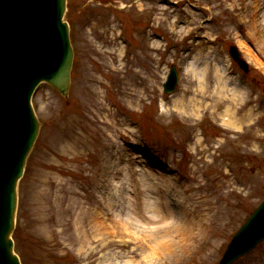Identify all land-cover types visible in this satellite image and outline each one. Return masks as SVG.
<instances>
[{"label":"rangeland","instance_id":"374dc122","mask_svg":"<svg viewBox=\"0 0 264 264\" xmlns=\"http://www.w3.org/2000/svg\"><path fill=\"white\" fill-rule=\"evenodd\" d=\"M66 21L70 102L33 98L22 264H219L264 200V0H67Z\"/></svg>","mask_w":264,"mask_h":264},{"label":"water","instance_id":"95a60500","mask_svg":"<svg viewBox=\"0 0 264 264\" xmlns=\"http://www.w3.org/2000/svg\"><path fill=\"white\" fill-rule=\"evenodd\" d=\"M66 10L67 0H0V264H20L12 240L18 185L41 127L32 97L45 83L70 101L74 51ZM230 55L249 72L235 47ZM176 85L172 67L165 92ZM263 241L264 202L233 237L220 264H234Z\"/></svg>","mask_w":264,"mask_h":264},{"label":"bare ground","instance_id":"6f19581e","mask_svg":"<svg viewBox=\"0 0 264 264\" xmlns=\"http://www.w3.org/2000/svg\"><path fill=\"white\" fill-rule=\"evenodd\" d=\"M185 101H186V100H184V99L180 100V102H179L180 105L185 107V106L187 105V104L185 103ZM226 116L229 117V111L226 112ZM227 120H229V119L227 118ZM231 120H232V119H231ZM228 123L231 124V121H229ZM8 131H9V130H8ZM9 132H10V131H9ZM11 136H12V135H11Z\"/></svg>","mask_w":264,"mask_h":264}]
</instances>
